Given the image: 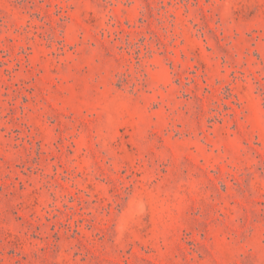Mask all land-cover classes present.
Wrapping results in <instances>:
<instances>
[{
  "label": "rangeland",
  "instance_id": "374dc122",
  "mask_svg": "<svg viewBox=\"0 0 264 264\" xmlns=\"http://www.w3.org/2000/svg\"><path fill=\"white\" fill-rule=\"evenodd\" d=\"M0 264H264V0H0Z\"/></svg>",
  "mask_w": 264,
  "mask_h": 264
}]
</instances>
